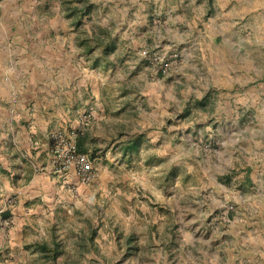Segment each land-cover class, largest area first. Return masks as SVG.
Returning <instances> with one entry per match:
<instances>
[{
    "label": "rangeland",
    "instance_id": "obj_1",
    "mask_svg": "<svg viewBox=\"0 0 264 264\" xmlns=\"http://www.w3.org/2000/svg\"><path fill=\"white\" fill-rule=\"evenodd\" d=\"M145 1L0 0V67L42 61L34 76L51 95L38 102L93 112L95 143L93 181L83 192L68 182L65 207L29 232L49 251L24 246L0 264H264V0H159L160 15ZM154 26L215 53L197 47L158 74L149 55L165 50L142 40ZM15 27L28 41L6 42ZM66 54L86 62L80 90ZM52 119L51 133L70 132ZM140 134L139 153L123 157Z\"/></svg>",
    "mask_w": 264,
    "mask_h": 264
},
{
    "label": "crops",
    "instance_id": "obj_2",
    "mask_svg": "<svg viewBox=\"0 0 264 264\" xmlns=\"http://www.w3.org/2000/svg\"><path fill=\"white\" fill-rule=\"evenodd\" d=\"M145 2L148 4L149 0ZM139 5L141 13L148 9L143 6L142 1ZM201 5L200 9L207 7L206 2ZM162 6L163 2L157 0V6L153 7L152 11L157 15L163 14ZM15 15L14 12L11 13V17H15ZM20 31L21 28L17 31L15 27L14 33L16 32L17 35L7 36V39L5 38L6 42L28 41L30 31L27 29L22 33ZM69 31H72V28ZM169 33V27L154 26L146 30L142 40L147 41L148 39L151 45L146 44L147 47L160 46L162 50L167 52H176L175 54L178 56L179 54L183 55V61H186L185 67L191 59H194L193 51L197 47L204 48L202 49L203 54L206 49L210 55L215 53L213 49L214 42H188L187 44V42H179V39L175 38L177 34ZM71 37L74 38L72 35ZM67 38H69V35ZM169 39L175 40V42H159L161 40L170 41ZM75 42H79L78 36ZM224 43L229 44V47L232 48L236 46V42ZM181 46V50H178ZM66 57H68L66 63L67 61L70 63L73 61L77 65V69L76 73H70L67 69L64 77L66 79L70 77L77 80L81 79L77 84V89L80 90L79 87L84 85L82 82L84 77L82 78V76L89 73L84 68L86 62L79 54L75 56L66 54ZM26 58H19L17 63L20 64V68L16 64L14 70L11 66L9 71L0 67V210L3 211L0 216V259L4 262H7V259L15 252L23 253L24 246L33 248L32 245H38L35 240H29L30 230H35V226L38 227V224L45 225L47 221L51 222L55 216L56 206L65 207V204L60 206V192L68 182H76L75 184L78 185L72 171L61 174L56 172L51 165L52 152L49 145V135L52 132V125H56L53 124L52 118L58 117L61 123H57L60 126L64 123L66 131L78 132L76 138L77 148L80 152L87 154L88 157L90 156V159L92 158L91 149L95 146L94 134L91 130L94 126L89 123L88 126L80 130L78 122L83 114L89 112L88 109L80 110L81 115L79 116L78 112L76 118L69 114L70 109L68 106H63L67 113L64 111L57 112L59 107L56 111L52 110L51 113H48L46 106L38 102V95L41 93L51 95L50 91H45L43 86H39L40 82L34 76L35 71L38 69L45 70V68L42 61L33 60L29 55ZM201 59L205 60L204 55ZM95 61L93 60V63ZM25 62L27 65L23 66L22 63ZM80 62H83V65ZM87 64H90V62H87ZM47 69H49L48 66ZM68 89L67 87V91ZM62 94H64L62 95L64 97L65 93ZM12 95L17 96L18 100L15 103L10 101ZM57 96L59 98V94ZM92 114L93 112L89 115ZM84 141L88 144L83 145ZM100 160V158H95L93 161L96 163ZM78 190L83 192L85 188L78 185ZM6 219L10 222L9 226L4 224Z\"/></svg>",
    "mask_w": 264,
    "mask_h": 264
},
{
    "label": "built area",
    "instance_id": "obj_3",
    "mask_svg": "<svg viewBox=\"0 0 264 264\" xmlns=\"http://www.w3.org/2000/svg\"><path fill=\"white\" fill-rule=\"evenodd\" d=\"M150 62L156 68V72L161 75H168L174 64L177 54L167 52H153L149 55ZM90 123V115L84 114L80 117V130ZM77 131L63 132L57 131L49 135V145L52 152L51 165L53 169L61 174L73 172L77 183L82 186L89 185L94 179V172L91 160L88 155L78 150L76 144ZM74 192V188H70ZM3 211L0 210V216ZM7 226L9 221L4 220Z\"/></svg>",
    "mask_w": 264,
    "mask_h": 264
},
{
    "label": "trees",
    "instance_id": "obj_4",
    "mask_svg": "<svg viewBox=\"0 0 264 264\" xmlns=\"http://www.w3.org/2000/svg\"><path fill=\"white\" fill-rule=\"evenodd\" d=\"M97 61H95V65H96ZM143 135L140 134L132 139H129L128 141L124 142L121 144V152L123 157L127 156V155H132V154H138L139 153V147L141 145V140ZM83 151V150H81ZM83 153V152H82ZM31 247H33V249H37L38 251L42 252V253H46L49 251L46 243L45 244H39V245H32ZM57 253H54L53 256H56ZM54 258V257H53Z\"/></svg>",
    "mask_w": 264,
    "mask_h": 264
}]
</instances>
